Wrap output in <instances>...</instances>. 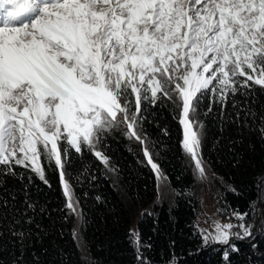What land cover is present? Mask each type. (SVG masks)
I'll list each match as a JSON object with an SVG mask.
<instances>
[{
	"label": "snow or ice",
	"instance_id": "snow-or-ice-1",
	"mask_svg": "<svg viewBox=\"0 0 264 264\" xmlns=\"http://www.w3.org/2000/svg\"><path fill=\"white\" fill-rule=\"evenodd\" d=\"M254 86L264 88V0H0V176L24 167L48 184L38 161H54L78 214L70 152L87 147L107 165L96 149L120 125L144 144L141 114L159 92L179 108L181 147L204 179L197 104L209 95L211 112ZM232 215L239 223L201 231L205 244L225 246V262L239 250L233 238L251 236L247 214ZM129 235L142 260L139 233Z\"/></svg>",
	"mask_w": 264,
	"mask_h": 264
},
{
	"label": "trees",
	"instance_id": "trees-1",
	"mask_svg": "<svg viewBox=\"0 0 264 264\" xmlns=\"http://www.w3.org/2000/svg\"><path fill=\"white\" fill-rule=\"evenodd\" d=\"M157 95L141 114L144 144L120 125L97 148L107 165L87 147L70 152L64 170L78 201L77 226L54 162L39 160L48 184L24 167L0 176V264H264V88L229 97L211 112L209 95L201 97L193 119L203 125L204 179L181 147L179 108ZM145 148L165 179L157 180ZM206 196L222 219L237 224L238 211L252 226L250 237L233 238L239 250H229L227 262L225 246L201 236ZM130 230L139 233L142 260Z\"/></svg>",
	"mask_w": 264,
	"mask_h": 264
},
{
	"label": "rangeland",
	"instance_id": "rangeland-1",
	"mask_svg": "<svg viewBox=\"0 0 264 264\" xmlns=\"http://www.w3.org/2000/svg\"><path fill=\"white\" fill-rule=\"evenodd\" d=\"M194 130V128H193ZM50 146V145H49ZM39 147V146H38ZM98 151V149H96ZM54 162V161H53ZM39 163V161H38ZM67 179V177H66ZM68 181V179H67ZM69 183V182H68ZM62 188V186H61ZM62 193H63V189H62ZM63 197L66 203V198L64 196L63 193ZM70 215H71V220L72 223L77 226L79 224L80 221V214H76L73 213L72 211H70ZM200 222H201V226L204 228L205 232H211L214 228L215 223L219 222V223H229L227 220L222 219L221 217H219L216 212H215V207L212 201V198L209 196H206L203 199V207L200 213Z\"/></svg>",
	"mask_w": 264,
	"mask_h": 264
}]
</instances>
